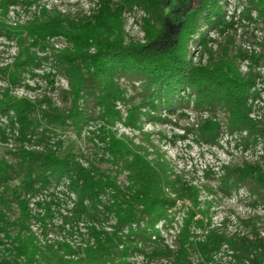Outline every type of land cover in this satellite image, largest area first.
<instances>
[{
	"label": "trees",
	"instance_id": "trees-1",
	"mask_svg": "<svg viewBox=\"0 0 264 264\" xmlns=\"http://www.w3.org/2000/svg\"><path fill=\"white\" fill-rule=\"evenodd\" d=\"M39 1L0 0V30L17 48L12 61L0 67L6 78L0 91L5 121H0V141L12 137L18 143L9 151L14 159H0V264H134L129 260L133 253L141 256L140 264H264V238L254 218L240 219L246 232L226 233L224 219L214 225L211 202L201 199V190L209 196L217 190L230 195L245 184L250 196L264 200V164L223 165L214 190L172 172L141 128L143 116L185 101L206 113L195 124L199 139L213 143L224 128L245 146L264 142V100L255 88L260 76L253 73L259 58L239 52L230 56L223 43L213 50V40L199 31L201 21L220 33L233 25L224 21L221 0H195L192 6L183 0L176 21L168 15L172 0H89L88 12L75 14ZM32 6L36 10L26 21L7 23L10 8L27 12ZM134 7L143 11V41L125 39L123 14ZM240 16L264 25V0H245ZM194 35L201 48L196 61L188 50ZM57 38L66 45L54 50L52 60L57 75L67 81L62 93L68 105L14 94L21 75L38 66L37 51ZM260 46L263 51L264 38ZM236 56L248 59L245 72ZM121 79L139 89L137 102ZM254 107L260 110L255 117ZM218 112L225 115L224 123ZM92 121H98V159L83 163L62 150L59 141L49 143L57 130L71 126L79 132ZM117 123L140 132L146 145L118 134ZM103 162L114 169H102ZM118 170L126 173V183L118 182ZM61 182L74 197L62 218L67 233L80 223L86 230V239L76 246L41 243L29 226L34 218L30 197ZM11 205L15 217L8 215ZM178 205L183 207L180 220L173 211ZM160 222L165 230L179 224L172 244L162 237Z\"/></svg>",
	"mask_w": 264,
	"mask_h": 264
},
{
	"label": "rangeland",
	"instance_id": "rangeland-1",
	"mask_svg": "<svg viewBox=\"0 0 264 264\" xmlns=\"http://www.w3.org/2000/svg\"><path fill=\"white\" fill-rule=\"evenodd\" d=\"M181 1L183 0H172L168 4V15L172 20L176 21L180 10L184 8L183 6L178 8ZM39 4L49 9L56 7L61 12H69L70 14L81 11L87 13L92 7L89 0H40ZM194 4L195 0H189V6ZM220 5H222L224 21H232L233 25L226 27L220 33L215 26H209L205 21H201L199 31L213 40L209 44L213 50L216 49L218 43H223L227 45L230 56H235L239 52L245 56L259 58L253 66V73L260 76L257 78L255 88L261 99L264 100V50L262 51L260 46V41L264 38V25L258 21L250 22L240 16L242 5L245 6V0H221ZM35 10V6L29 8L27 12L21 7H12L8 12L6 21L11 24L23 23ZM255 15V11H252L251 17L254 18ZM141 16H143V11L138 7H134L131 11H126L123 14L126 41H143ZM197 41L198 35H194L188 42L189 57L194 61L201 55V48ZM65 45L66 43L61 38L51 39L43 52L37 51L38 66L32 72H25L21 75L20 84L13 90L14 94L27 96L30 99H40L44 96L57 106L68 105L62 93V89H67V81L57 75L52 60L54 50ZM16 53L17 48L14 42L6 39L0 30V67L10 63ZM206 56L203 54L202 59H206ZM237 63L240 70L245 72L248 59L238 57ZM120 82L123 86H127V94L134 95V102H137L139 89L133 90L125 79H121ZM5 85L6 78L0 74V91ZM65 101L66 103H64ZM119 109L124 115L125 108L119 105ZM151 114L153 117L143 116L141 118L142 131L149 134L150 142L163 155L172 172L197 185H206L215 190L223 165H235L243 161H258L264 164V142L262 141L245 146L236 133H229L224 128L213 143L199 139L196 135L195 124L198 117L200 115L205 116L206 113L195 110L192 103L184 101L181 104H176L171 110L162 107L158 112H151ZM259 114L258 107H254L251 115L255 117ZM224 116L222 112L216 114L222 123H224ZM0 121L5 123L4 117H0ZM97 127L98 121L83 125L79 132L71 126H66L51 135L49 143L59 141L62 150H70L83 163L84 160H96L102 154L99 149L101 144L98 139L99 134L96 132ZM114 129L118 134L124 133L133 136L136 143L146 145L143 140L144 136L140 132L132 131L119 123L114 126ZM17 147L18 143L12 137L6 142L0 141V159L9 161L14 159L9 151H14ZM148 150L150 152L151 148L149 147ZM95 154L97 156H94ZM100 166L102 169H114L105 162L100 163ZM125 174L123 171L118 172L117 180L119 183H126ZM205 197L211 202V221L214 225H218L224 219L223 227L226 233L233 231L243 233L246 232V227L242 225L240 219L253 217L260 236L264 238V200L250 196L245 184L239 186L230 195L217 190L209 196L204 190H201V199ZM73 198V195L68 193L65 184L62 182L57 186L53 184L48 190L40 191L30 197L28 206L34 218H31L29 226L41 243L66 242L76 246L81 242V238L86 239V230L81 223L72 234L67 233L68 226H64L62 223V218L68 213ZM36 202H40L41 205L37 206ZM182 210L183 207L179 205L173 210L177 220H180ZM8 215L10 217L17 215L15 205L9 206ZM109 223L111 221L105 225ZM178 225V223L173 224L172 229L165 230L162 223H158L157 227L168 244H172ZM129 260L134 264L142 262L141 256L137 253L131 254Z\"/></svg>",
	"mask_w": 264,
	"mask_h": 264
}]
</instances>
